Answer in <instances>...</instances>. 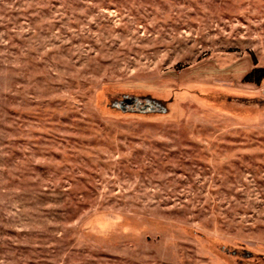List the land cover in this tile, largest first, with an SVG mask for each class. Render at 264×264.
<instances>
[{"label":"rangeland","instance_id":"374dc122","mask_svg":"<svg viewBox=\"0 0 264 264\" xmlns=\"http://www.w3.org/2000/svg\"><path fill=\"white\" fill-rule=\"evenodd\" d=\"M255 69L264 0H0V264H264Z\"/></svg>","mask_w":264,"mask_h":264},{"label":"trees","instance_id":"16d2710c","mask_svg":"<svg viewBox=\"0 0 264 264\" xmlns=\"http://www.w3.org/2000/svg\"><path fill=\"white\" fill-rule=\"evenodd\" d=\"M256 75H259V78L257 79L256 82H259L261 79H264V69H255V70H253L250 74H248V76L246 77V79L247 80H251ZM159 103L164 108V112H161V114H166L168 112V109L166 108V106L164 104H162L161 102H159ZM250 254L251 255L249 257L252 256V253H250Z\"/></svg>","mask_w":264,"mask_h":264}]
</instances>
